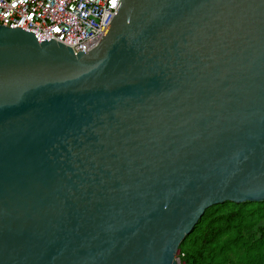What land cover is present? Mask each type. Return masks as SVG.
<instances>
[{"label": "water", "instance_id": "95a60500", "mask_svg": "<svg viewBox=\"0 0 264 264\" xmlns=\"http://www.w3.org/2000/svg\"><path fill=\"white\" fill-rule=\"evenodd\" d=\"M115 11L88 52L0 26V264H179L264 200V0Z\"/></svg>", "mask_w": 264, "mask_h": 264}, {"label": "trees", "instance_id": "16d2710c", "mask_svg": "<svg viewBox=\"0 0 264 264\" xmlns=\"http://www.w3.org/2000/svg\"><path fill=\"white\" fill-rule=\"evenodd\" d=\"M179 251L184 264H264V200L208 207Z\"/></svg>", "mask_w": 264, "mask_h": 264}, {"label": "built area", "instance_id": "2783aa9c", "mask_svg": "<svg viewBox=\"0 0 264 264\" xmlns=\"http://www.w3.org/2000/svg\"><path fill=\"white\" fill-rule=\"evenodd\" d=\"M120 0H0V26L21 27L39 42L55 39L76 53L101 40ZM180 257V256H179Z\"/></svg>", "mask_w": 264, "mask_h": 264}, {"label": "rangeland", "instance_id": "374dc122", "mask_svg": "<svg viewBox=\"0 0 264 264\" xmlns=\"http://www.w3.org/2000/svg\"><path fill=\"white\" fill-rule=\"evenodd\" d=\"M177 259H178V263H179V264H184V263L182 262V260H181V257H179V253L177 254Z\"/></svg>", "mask_w": 264, "mask_h": 264}]
</instances>
